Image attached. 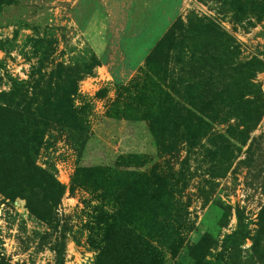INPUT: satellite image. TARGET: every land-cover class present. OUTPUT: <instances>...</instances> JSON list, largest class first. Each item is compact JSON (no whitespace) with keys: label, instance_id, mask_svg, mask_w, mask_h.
Instances as JSON below:
<instances>
[{"label":"rangeland","instance_id":"rangeland-1","mask_svg":"<svg viewBox=\"0 0 264 264\" xmlns=\"http://www.w3.org/2000/svg\"><path fill=\"white\" fill-rule=\"evenodd\" d=\"M18 84L60 193L0 189L5 264H94L118 220L157 264H264V0H0Z\"/></svg>","mask_w":264,"mask_h":264},{"label":"trees","instance_id":"trees-1","mask_svg":"<svg viewBox=\"0 0 264 264\" xmlns=\"http://www.w3.org/2000/svg\"><path fill=\"white\" fill-rule=\"evenodd\" d=\"M17 86L8 95H2L7 97L8 104H0V189L8 192L12 190L10 194L22 198L30 214L48 222L51 206L55 205L54 201L60 192L53 175L35 165V156L43 141V133L37 128H45L47 123L34 117L25 106L11 105L13 98L21 96L19 92L22 84ZM61 109L60 112L66 116L71 112L70 106ZM77 146L82 148V144ZM32 189L41 190L46 200L52 202L51 206L47 205L49 201L36 206ZM139 240L131 230L123 227L120 220L110 224L94 264H145L143 261L147 258L155 260L157 264L160 252ZM191 255L194 258L197 256ZM0 264H5L1 247Z\"/></svg>","mask_w":264,"mask_h":264}]
</instances>
